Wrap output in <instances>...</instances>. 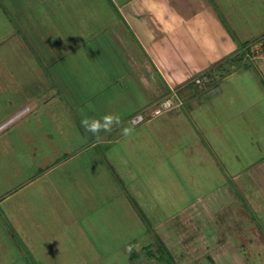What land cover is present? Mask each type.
Wrapping results in <instances>:
<instances>
[{
  "label": "crops",
  "instance_id": "1",
  "mask_svg": "<svg viewBox=\"0 0 264 264\" xmlns=\"http://www.w3.org/2000/svg\"><path fill=\"white\" fill-rule=\"evenodd\" d=\"M82 1L80 0V3L79 0H59L58 4V0H14L12 1L14 2L12 5L14 13L12 14L9 9L5 8L4 5L2 6L1 2L3 3V0H0V51L3 47L7 49L8 44L12 43L17 34L24 32V35H26L24 40L29 43H37L39 49L44 48L46 43L52 44L54 40L57 44L62 42L65 45L66 55L69 54L73 60H78L79 55L73 53L75 49L73 48V41L77 39L70 37V39L64 41L61 31V26L64 23L59 24L58 22L70 19L67 21V27L78 26L84 27L86 30L90 27L96 28V16L90 12L95 11L98 0ZM113 1L114 4L112 0H108L106 4L107 11L111 16L109 14L106 16L109 28L103 31L104 39L113 40V42L117 40L121 45V40L124 41V38L131 37V43L134 48L138 49L139 56L136 52L130 51V49L127 50V47L123 56V58L128 59L127 66L125 70L116 72V74L119 81L124 80V76L128 74L139 75V83L136 86V88H139L137 89L139 90V97L129 95L132 102L128 106L121 96L116 95V100H112L111 103H104L107 107L106 113L119 116V112H128L127 107H130L133 116L138 113V110L144 109L151 102H157L159 98L174 91L182 98L183 104L165 114L151 118L139 126H134L139 127V129H131L127 134H122L124 138L136 135L139 139V163L136 164V182L128 181L129 187L125 191L120 188L118 190L113 181L110 182L101 178L102 175H107V172L103 162L98 159V153L92 155V159H98L101 162L97 161V169L91 167L90 170L89 166L84 164L74 168L77 171L80 168L82 169V179L87 181L88 186L90 185V193L94 190L97 194L102 180H107L109 184L104 182L102 187L103 191L107 193L106 197L110 200V203L115 195L120 194L119 199L123 202V210L128 212L126 217L130 218L131 225L139 228V223L143 222L144 226L141 230L144 233H148L153 228L152 231L162 238L163 243L173 256H180V253L184 252V256L187 257L192 256V252H196L198 258H190L187 262L189 264H200L204 259V256L202 257L203 253L208 252L209 249L210 252H214L216 255L222 250H227L231 253L224 258V264H243L239 262L241 257L237 253L238 248L237 243L233 241L234 238L227 239L226 233L220 232L218 221L215 220L217 217L214 216L216 212L220 211L219 208H222L223 198L233 197L231 188H223L225 185L222 183L223 165L221 164L228 166V168L225 167L227 174L229 169L234 170L236 165V172L238 174L242 173V180L244 181L246 178L254 180L255 184L253 185H256L264 196L263 147L258 141H255V138L249 135L252 134L248 129L251 126H247L245 121L237 122L229 112L226 113V109L218 110L216 106L215 109L212 105L214 100L221 95L219 93L220 82L218 81L222 82V80L235 74V72L228 73L229 75H224L225 77L218 80L220 73H225L229 66L233 67L237 64L234 62V56H239V52L236 53L235 38L237 37L232 34L228 35L224 24L226 23L225 18L219 13L220 9L213 2L214 0ZM64 2L65 4H72L75 11L73 10V13H71L72 10L67 8L66 10L69 13L66 12L65 17L62 16L59 21L55 22L49 12L50 7L54 5L55 8L61 7L64 9ZM101 7H103L101 12H104V6ZM105 15V13L100 15V21L102 18L105 20ZM92 16L95 17L94 20L91 19ZM72 17L74 18L71 19ZM56 23L58 27H56ZM54 27L59 29L57 30ZM69 32L67 31V33ZM53 33L58 36L55 38ZM95 33L96 31L94 32L92 29L88 30L87 42L90 39L91 42L92 40L96 42V39L93 38ZM170 37L174 42L185 46L186 51L187 45H189L188 51H193L187 52L188 56L186 55L187 58L185 59L187 66L183 71H179L180 75L172 73L163 57V50L158 48L157 56L149 49V47L158 44L164 38H168V41H170ZM171 47L176 49V44L171 43ZM134 48L131 49L135 50ZM5 52H0L1 79L9 75L6 68L9 67V63L5 62L7 51ZM41 53L42 57H46L47 65L50 58L55 60L56 67L59 66L58 62L62 59L68 60V66L70 67L67 68V72L63 69L57 70L55 81L61 83L62 80L63 89L70 90L69 87H72L78 81V68L74 66V63L71 64L69 58H65L64 54H60L56 58L54 56L49 58L46 52ZM93 53L90 52L89 54ZM104 56L109 57L108 52H105ZM226 56L229 57L223 59ZM246 56L252 60L259 58L255 55L250 56L249 53ZM261 57L264 58V56ZM226 62L229 66L225 65ZM172 66L174 67V64ZM211 70L214 78L218 76L217 80L215 78L214 82L208 84L205 90L195 91L194 78L196 79L206 71ZM152 72L158 78L160 77L159 82L152 76ZM120 74H123V76H120ZM166 75L169 78V80L166 79L167 85L164 79L167 77ZM9 84H11V82L9 83V77L4 80V84L0 82V98L4 99V104L0 107L9 109L13 115L9 118V121L0 124V131L7 122L15 121L23 114L30 113L32 103L36 104L28 95V98L22 100L18 105L23 109L15 112L14 87ZM213 88L216 94L210 95ZM208 95L209 97H207ZM5 112L3 111V113ZM93 112L95 111L93 110ZM93 112L89 116L94 118L95 114ZM223 113L224 115L220 117ZM2 115H0V121L4 117ZM224 118L228 119V123L227 119L223 120ZM240 129H242L241 134L238 132ZM257 129L259 128L257 127ZM119 130V125H113L108 132L101 130L94 135L92 144L70 157L71 160H74L73 158L84 150H94V147L102 144L108 145V143L113 142L111 138L117 136ZM227 134H240V137L242 135L247 137V145L253 149V151H249L251 157L247 166L243 167L245 165L244 160L234 148V141L239 136L229 140ZM20 135V148L23 147L26 150L27 147V150H30L33 155L35 151L30 149L32 144L30 139L34 135ZM36 135L39 142L40 137L38 134ZM46 138L50 139V137ZM0 139V149L2 151L12 150L16 154V140L13 142L7 139V141L1 143L2 138ZM107 149H111V147H107L106 152ZM224 150L226 152L231 150V153H226ZM27 157L30 159L28 153ZM70 158L67 159L70 160ZM60 164L54 165L53 168L45 163L38 164L35 168V172L37 170L38 173L27 174L25 172V179L21 181L23 178H18V184H14L13 181L4 182V184L12 183L10 184L11 189L0 191V264H33L31 257L35 262L41 260L52 264V261L60 257L57 251L59 250V248L57 249L59 238L67 235L65 231L69 234L64 226L65 224L74 228L73 234H87V236L97 234L104 227L101 225L100 219L87 216L85 214L87 212H81L69 205V199L65 198V193L75 192L71 189L74 186L69 188L65 183H62L63 180H58L57 176L52 177L51 175L52 171L57 169ZM127 168V170H133L132 164ZM97 171L102 173L100 178ZM128 178L131 179V176L128 175ZM218 179H220V183ZM14 181L16 182V179ZM238 181L241 180L238 179L237 184ZM237 186L240 189L245 188L243 183ZM197 187L206 188L201 191ZM90 206H94L93 209L98 212L104 208V203L99 199V202L87 203L84 209L90 211ZM146 207L149 209H146ZM160 207L164 211H161L162 213L157 215L156 218L148 219L151 218L153 211L158 210ZM58 210L61 215H59ZM88 217H91L89 228L85 227L84 221ZM231 219L233 218H229V220ZM224 224H232V222L224 220ZM225 227L227 226L224 225L223 230ZM133 233L134 231H132ZM16 235L23 236L27 250L31 252L27 260L22 259L23 262L17 260L10 246L9 239L12 240ZM237 235L239 233L235 235L238 238ZM250 241L249 244H252L254 240L250 239ZM91 249L93 248L91 247ZM86 250L90 251V246H86ZM179 251L180 253H178ZM59 252L61 253V251ZM187 262H184V264Z\"/></svg>",
  "mask_w": 264,
  "mask_h": 264
},
{
  "label": "rangeland",
  "instance_id": "2",
  "mask_svg": "<svg viewBox=\"0 0 264 264\" xmlns=\"http://www.w3.org/2000/svg\"><path fill=\"white\" fill-rule=\"evenodd\" d=\"M12 1L14 0H3L1 4L13 14L12 5L14 2ZM107 1L98 0L95 11L90 12L96 16L97 24L96 28L90 27L87 29L96 31L93 36L96 42H93V40L91 42V39L87 42L86 35L88 34V30L84 27H67V21L70 19L59 21L62 16L65 17L66 12H68L67 8L71 9V13H73L74 6L72 4H65L64 2V9L61 7L55 8L54 5L50 7L51 10L49 12L54 21H59V24L64 23L61 26L64 41L70 39V37L77 39L73 41V48H75L73 53L79 55L78 60H73L69 54L66 55L65 45L62 42H58L57 44L54 40L52 44L46 43L44 48L41 46L42 48L39 49L37 43H29L24 40L26 36L24 32L17 34L16 37L13 36L15 37L14 42L12 41V43L8 44L7 49L5 47L1 48L0 52L6 53L5 51H7L8 55L5 56V62L9 63V67H6L9 71V75L7 76L9 77V83L11 82L9 85L14 87L13 93L16 100L14 111L18 112L23 109L22 107H18V105L22 100L28 98V95L36 104L32 103L30 113L23 114V116L16 118L15 121L7 122L0 131L1 143L7 141V139L13 142L16 140V154L12 150L5 152L0 149V191L2 189H11L10 184L12 182L10 184H4V182L13 181L14 184H18V178H23L21 181L24 180L25 172L27 174L38 173L37 170L35 172L38 164L45 163L50 165V168H53L55 167L54 165L61 163L57 169L52 171L51 175L52 177L57 176L58 180H63L62 183H65L69 188L74 186L71 189L75 192L69 191L65 193V198L69 199V205L81 212H87L85 213L87 216L100 219L101 225L104 227L97 234L87 236V234H73L74 228L65 224L64 226L69 231V234L63 229L67 235L59 238L57 242V249L59 248V250L57 251L60 257L52 261V264H166L165 261L160 260V254L164 253L163 250H160V247H162L160 240L162 238L157 237L158 235L156 236L152 231L153 228L148 233H144L141 230L144 223L141 221L139 228L131 225L130 218L126 217L128 212L123 210V202L119 199L120 194L115 195L110 203V200L106 197L107 193L103 191L102 187L104 182L109 184L108 181H113L118 190L120 188L125 191L129 187L128 181L136 182V164L137 162L139 163V139L136 135H131L132 137L129 138L122 136V134H125L126 129L128 131L139 129V127H134L139 125H134L131 122L132 112L130 111H132V108L127 107L128 112H119L121 118H119V123L114 125H119L120 130L117 136H112L113 142L108 143V145L102 144L94 147V150H84L82 153L76 155L73 158L74 160L70 158L91 145L92 139L95 137V134L87 132L84 129L81 124L82 118L85 116L90 117L89 114L93 110L95 111L93 112L95 114L94 118L102 117V115L106 114L107 110L104 103H111L112 100H116V95L121 96L128 106L132 102L129 95L139 97V90H137L139 88H136L139 83V75L128 74L124 76V80L119 81L116 74V72L125 70L127 66L128 59L123 58L127 47V50L130 49V51L136 52L139 56L138 49L134 48L131 43V37L124 38V41L121 40V45L117 40L113 42V40L104 39L103 31L109 28L106 21V16L109 14L106 8ZM112 2L114 4L113 0ZM213 2L220 9L219 13L225 18L226 23L224 24L228 35L232 34L234 37H237L235 38L237 45L236 53L239 52V56H234V62L237 64L234 63L235 65L231 67L226 62L225 65H228L229 68H227L225 73L219 74L218 80H221V77L235 72V74L222 80V82L218 81L220 82L219 93L221 95L214 100L212 105L216 106L218 110L226 109V113L228 114L229 112L237 122L245 121L247 126H251L248 127L252 133L249 135L260 143L264 151V58L261 57L264 56V0H214ZM101 6H104V12H101V9H103ZM102 13L106 14L105 20L102 18L100 21ZM94 16H92V20H94ZM110 22L111 20L109 24ZM56 27H58L57 23ZM56 29L58 30L59 28ZM67 31L70 32L67 33ZM234 32L235 34H233ZM53 34L55 38L58 36L56 33ZM171 43L176 44V49H172ZM187 46L189 48V45ZM29 48L31 49L30 51L28 50ZM158 48L163 50V57L174 75H178L179 71H183L185 66H187L185 61L186 55L188 56L187 52H193L188 51V48L186 51L185 46L174 42L171 37L170 41H168V38H164L158 44L149 47L150 51L157 56ZM41 52H46L49 58L53 56L56 58L59 57L58 55L64 54L65 58H69L71 64L74 63V66L78 68L79 77L77 76V79L79 82L76 81L77 83L69 87L70 90L63 89V81L61 80V83H57L55 77L57 76V70L63 69V71L67 72V68L70 67L68 66V60L62 59L58 62L59 66L56 67L55 60L50 58V62L47 65V59L46 57H42ZM90 52L94 53L90 55ZM105 52H108L109 57L104 56ZM248 53L250 56L255 55L259 56V58L252 60L246 56ZM229 56L223 59H227ZM173 64L174 67L172 66ZM120 76H123V74H120ZM152 76L159 82L160 77L158 78L154 72H152ZM7 77L4 79L0 78V82L4 84V80ZM217 77H215L216 80ZM164 79L167 85L166 79L169 80L168 76ZM207 85L200 87L196 84V89H194L195 91H202L205 90ZM170 95L171 93L167 96ZM165 97L159 98L158 101ZM179 98V102L173 108L183 104L182 98ZM3 100L0 98L1 106L4 104ZM154 103L151 102L144 109L138 110V112H142L147 119H151L152 117L149 115ZM2 109L6 112L3 113ZM0 111V115L3 114L2 116H4L1 118L0 124H4L5 121H9V118L13 114L9 109L7 110L4 107H0ZM223 115L224 113L220 117ZM225 119L227 118L223 120ZM248 120L250 121L249 123ZM238 132L241 134L242 129L238 130ZM20 134L35 136H33L34 139H30L32 143L30 149H34V156L30 150H27V147L26 150L23 147L20 148ZM36 134L40 137L39 142ZM227 135L229 140L235 136H239L238 134ZM46 137H50V139ZM247 143V137L243 135L234 141V148L244 160L245 165L243 167L247 166L250 161L251 155L249 151H253ZM107 147H111V149H107L106 152ZM224 151L226 152V150ZM27 153L30 159L27 157ZM97 153L98 159L103 162L107 172V175H102L101 177L102 173L97 171L98 177L108 180H102V184L98 189V195L95 194L94 190L91 193L89 192L90 185L86 184L87 181H83L82 169L80 168L77 171L74 168L84 164L85 166H89L90 170L91 167L94 169L99 160L92 159V155ZM226 153H231V150H228ZM67 158H70V160ZM130 164L133 166V170L131 171L127 170V166ZM221 165H223L222 183L225 185L223 188H231L233 190V197H224L222 208H219L220 211L214 214L217 217L215 220L218 221L220 232H225L226 237H228L227 239L234 238L233 241L237 243H235L238 248L237 253L241 257L240 263L264 264V196L261 194L260 189L256 185H253L255 184L254 180H248L247 178L244 181L242 180V173L238 174L236 172V165L234 166V170L229 169L228 174L225 169L228 166L225 164ZM126 171L129 172L126 173ZM128 175L131 176V179H127ZM99 178L96 179L98 180ZM15 179L16 182L14 181ZM238 179L241 181H238L237 184ZM218 182H221L220 179H218ZM241 183L244 184L245 188L240 189L237 186ZM197 188L204 191L206 187ZM99 199L104 203V208L98 212L93 209L94 206H90V211L84 209L87 203L99 202ZM126 206L128 205L126 204ZM141 207L145 210L143 206ZM125 208L128 210L127 207ZM146 209L149 208L146 207ZM161 211H164L162 207L153 211L151 218L148 219L152 220L156 218L157 215L162 213ZM58 212L61 215L59 210ZM91 217L84 220L85 227L87 228L91 226L89 223ZM231 217L233 219L229 220ZM224 220L232 222V224H224ZM224 225L227 227L223 230ZM132 231H134L133 234ZM237 233H239L237 235L238 238L235 236ZM250 239L254 240L252 244H249L251 242ZM9 241L19 262H23L22 259L27 260L29 258L28 256L31 252L27 250L23 236L16 235L12 240L9 239ZM86 246H90V251L86 250ZM229 253L231 252L222 250L216 255L214 252H210L209 249L208 252L203 253L202 257L204 256V259H202L200 264H224L223 260H225L226 255H230ZM192 254V256L187 257L184 256V252H181L180 256L172 255L173 262L184 264L190 258H198V253L192 252ZM207 254L208 256H206ZM32 260L33 257H31V262L34 264L35 261ZM35 264L48 263L38 260ZM186 264L189 263L187 262Z\"/></svg>",
  "mask_w": 264,
  "mask_h": 264
},
{
  "label": "built area",
  "instance_id": "3",
  "mask_svg": "<svg viewBox=\"0 0 264 264\" xmlns=\"http://www.w3.org/2000/svg\"><path fill=\"white\" fill-rule=\"evenodd\" d=\"M211 80L212 79L208 75H202L201 77L196 78L195 82L201 87L203 85L209 84ZM179 100L180 98L178 97L177 93L175 91L172 92L170 96H166L164 99L153 104L149 116L153 118L172 110L176 104V101L179 102ZM149 119H147V117L142 112H138L131 117V122L134 125H140L142 123H145Z\"/></svg>",
  "mask_w": 264,
  "mask_h": 264
},
{
  "label": "clouds",
  "instance_id": "4",
  "mask_svg": "<svg viewBox=\"0 0 264 264\" xmlns=\"http://www.w3.org/2000/svg\"><path fill=\"white\" fill-rule=\"evenodd\" d=\"M119 123V116L113 113H106L100 118L87 117L81 119V124L87 132L98 134L101 130L108 132L113 125ZM128 130H125L127 134Z\"/></svg>",
  "mask_w": 264,
  "mask_h": 264
},
{
  "label": "trees",
  "instance_id": "5",
  "mask_svg": "<svg viewBox=\"0 0 264 264\" xmlns=\"http://www.w3.org/2000/svg\"><path fill=\"white\" fill-rule=\"evenodd\" d=\"M211 72H212V70L211 71H206L204 74H202V75H208L212 79L209 84H211L212 81H214V77L212 76ZM202 75H200V76H202ZM194 84H195V80H194ZM215 94H216L215 91H214V93L213 92L210 93V95H215ZM207 97H209V95ZM157 237H159V236H157ZM160 243L162 245V247H160V250L164 251L163 254H160V260L165 261L166 264H174L175 262H173L174 259H173V256H172L171 252L168 250V248L165 246V244L163 243L162 240H160Z\"/></svg>",
  "mask_w": 264,
  "mask_h": 264
}]
</instances>
